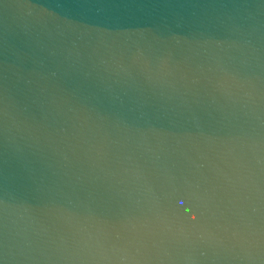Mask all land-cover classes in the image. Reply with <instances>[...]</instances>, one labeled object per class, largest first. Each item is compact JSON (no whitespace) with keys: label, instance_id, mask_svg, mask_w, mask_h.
<instances>
[{"label":"water","instance_id":"95a60500","mask_svg":"<svg viewBox=\"0 0 264 264\" xmlns=\"http://www.w3.org/2000/svg\"><path fill=\"white\" fill-rule=\"evenodd\" d=\"M0 264H264V0H0Z\"/></svg>","mask_w":264,"mask_h":264}]
</instances>
